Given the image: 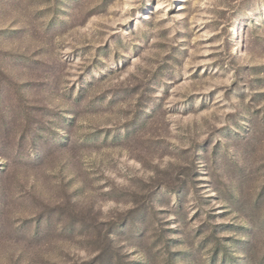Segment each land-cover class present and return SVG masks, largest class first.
Returning <instances> with one entry per match:
<instances>
[{
  "label": "rangeland",
  "instance_id": "374dc122",
  "mask_svg": "<svg viewBox=\"0 0 264 264\" xmlns=\"http://www.w3.org/2000/svg\"><path fill=\"white\" fill-rule=\"evenodd\" d=\"M0 264H264V0H0Z\"/></svg>",
  "mask_w": 264,
  "mask_h": 264
}]
</instances>
